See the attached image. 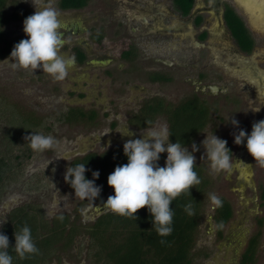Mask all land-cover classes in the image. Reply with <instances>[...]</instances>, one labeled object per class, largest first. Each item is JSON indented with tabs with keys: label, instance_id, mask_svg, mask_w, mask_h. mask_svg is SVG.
<instances>
[{
	"label": "rangeland",
	"instance_id": "1",
	"mask_svg": "<svg viewBox=\"0 0 264 264\" xmlns=\"http://www.w3.org/2000/svg\"><path fill=\"white\" fill-rule=\"evenodd\" d=\"M12 1L24 4L28 10L24 18L10 20L4 26L6 42H13V47L21 39L28 38L23 31L24 19L43 7L55 8L60 13L62 22L82 20L78 25L91 29L98 25L103 34L102 39H97L77 29L63 36L65 44L61 53L74 56L75 65L69 69L67 77L62 81L43 73L42 68L34 72L30 68H14V61L10 56L13 47L0 59V105L10 101L16 108L33 110L41 115L44 121L34 128L37 130H33L32 134L51 135L57 141L53 149L43 152L32 149L31 153L23 157V167L18 170L17 178L6 181L0 198V225L12 207L27 202L40 206L46 218L66 212L70 224H76L78 231L66 245L62 239L56 242L55 251L47 264H89L88 227L100 210H109L104 202L109 195H114V189L111 186L106 189L101 186L100 196L93 201L75 196V190L64 179L70 162L86 151H102L116 145L123 146L128 139L142 138V132L168 127V120L163 114H158L151 121V125L146 127L131 124L129 115L140 104L139 98L143 94L140 90L155 92L176 102L192 92L199 93L197 87L201 83L216 79L218 66L212 65L211 73L205 75L201 83L197 80V86L191 80L198 78V66L203 59L193 61L191 56H186L188 50L176 51L178 43L170 36L168 37L172 42L169 45L157 43L156 38L150 36L143 37L142 40L131 36L138 47L137 60L132 64L137 70L127 71V60L118 54L119 40L125 37L118 33L122 31L120 28L125 21L122 11L136 10L138 5H144L145 0H123L125 4H119L120 0H88L77 11L62 10L58 6V0H7V5L10 6ZM130 22L137 29L140 27L136 19H131ZM81 36H87L85 42L92 48L87 60L83 61L78 60L73 51V43ZM212 44L217 49L222 45L231 46V40L227 39L222 44L217 39ZM259 48L264 53V42ZM224 57L226 55L220 56V59ZM159 58L174 60V67L166 69L161 63L162 60L156 61ZM96 59L103 60L104 63H97L94 61ZM255 59L259 60L258 64L264 70V61H260V56ZM175 62L180 65L177 66ZM232 63L234 64L228 63V66ZM151 64L167 70L172 80L160 84L148 83L146 74L150 72ZM244 82L229 75L227 79L218 82L219 85L224 84L227 87L226 93H211L207 89L200 92L201 99L208 107L209 117L196 136L184 144L190 152L192 144L197 145L199 150L193 155L196 163L205 168L208 179L202 215L192 248L191 264H240L238 258L246 240L258 230L260 234L254 264H264V219L261 224L258 223V218L264 216V199L260 197V189L264 184V166L255 163L246 148V140L240 145L234 143V133L238 129L231 123L232 118L238 120L239 128L250 134L253 122L259 121V115L251 108L259 107L262 98L258 100L254 96L249 97L251 93L243 89ZM74 105L93 107L96 110L95 117L92 120L71 122L57 118L63 109ZM1 107L0 136L8 124V114ZM127 128L133 133L132 136L121 133ZM213 134L227 141L232 155L230 170L217 172L211 168L202 141L206 136L211 138ZM163 154L160 165L166 161L167 153ZM110 171L112 173L114 169ZM95 184L100 186L96 181ZM211 194L224 196L231 204L232 214L223 225L221 234L214 225Z\"/></svg>",
	"mask_w": 264,
	"mask_h": 264
},
{
	"label": "trees",
	"instance_id": "2",
	"mask_svg": "<svg viewBox=\"0 0 264 264\" xmlns=\"http://www.w3.org/2000/svg\"><path fill=\"white\" fill-rule=\"evenodd\" d=\"M87 0H58L60 7H78ZM189 5H186L185 10ZM28 14L24 4L12 1L10 6L7 0H0V59L7 55L13 47V42H6L5 24L10 20L24 18ZM233 34L240 42H247V36L239 33V20L235 15L228 17ZM242 26V25H241ZM79 47H75L78 49ZM78 60H83L84 54L76 53ZM154 102V101H153ZM1 110L7 112V126L0 136V198L6 181L16 179L19 169H22L23 157L32 152L30 136L33 130L44 121V117L33 110L16 108L14 103L6 102ZM159 111L167 115L169 139L182 145L189 143L197 132L205 125L209 117V110L205 102L197 94L190 95L177 104L159 101L153 104H144L140 115L132 122L149 124L153 116ZM37 115H36V114ZM94 110H84L78 106H69L60 112L57 118L65 122L92 120ZM28 152V153H27ZM161 154L160 160H163ZM158 161V163H159ZM127 156L123 146L116 145L102 151H88L75 157L69 164L72 168L78 164H85L88 171L86 179H94L92 173L99 171L95 181L102 187L109 188L107 178L110 170L116 166L126 164ZM165 162L161 165L164 166ZM201 183L193 186L190 193L177 197L171 204L174 211L173 232L169 236L161 237L153 226V217L147 207L138 210V219H132L115 214L113 211H101L89 224L88 247L89 264H191L193 260L192 248L195 244L196 231L202 215L203 204L208 183L205 168L196 163ZM222 201L221 207L214 206L213 220L216 231L221 234L225 222L232 214L230 202L224 196H217ZM260 197L264 199V184L260 189ZM191 204L195 211L194 216L188 215L185 206ZM66 212H59L46 218L40 206L27 202L12 207L0 225V232L9 238V253L13 257V264H47L56 248V242L62 239L64 244L71 242L78 231L76 224H70ZM264 216L258 218L263 222ZM24 226L31 230L32 238L39 252L26 255L25 258L15 252V233H19ZM260 231L253 232L246 240L239 257L240 264H254ZM161 240L165 243L161 244ZM59 246V245H57Z\"/></svg>",
	"mask_w": 264,
	"mask_h": 264
},
{
	"label": "clouds",
	"instance_id": "3",
	"mask_svg": "<svg viewBox=\"0 0 264 264\" xmlns=\"http://www.w3.org/2000/svg\"><path fill=\"white\" fill-rule=\"evenodd\" d=\"M62 28L60 13L53 7H43L27 16L23 21V31L28 38L21 39L14 45L10 54L14 61L13 67L30 68L33 72L42 68L43 73L49 74L53 79L64 80L69 69L75 65V57L61 53L65 44ZM260 107L250 108L259 112ZM231 123L238 129L234 133V143L240 145L246 140V148L255 163L264 166V119L253 122L250 134L239 128L238 120L232 118ZM121 133L133 135L129 128ZM170 135L167 127L153 128L142 132V138L128 139L124 143L123 151L128 162L116 166L109 174L107 183L114 189V195H109L104 202L115 214L135 220L138 219V210L147 207L153 217V226L161 237L173 232L172 202L180 195L190 193L193 186L201 183L194 170L196 157L193 153L199 150L197 145L193 143L190 152L181 142H171ZM27 137H30V147L34 151L43 152L57 145L56 139L51 135L33 133ZM202 144L214 171L231 169L232 155L226 140L213 134L211 138L206 136ZM165 152V165L160 166L158 161ZM86 171L88 169L85 164H78L67 169L64 179L75 190V196L93 201L100 196L102 190L101 186L95 184L100 173L94 171V179L90 180L85 177ZM210 199L214 206H222L221 199L215 194H211ZM185 211L190 216L195 215L191 204L185 206ZM160 242L165 243L164 240ZM9 246L8 236L0 232V264H13ZM13 248L22 259L39 252L28 226L15 233Z\"/></svg>",
	"mask_w": 264,
	"mask_h": 264
},
{
	"label": "flooded vegetation",
	"instance_id": "4",
	"mask_svg": "<svg viewBox=\"0 0 264 264\" xmlns=\"http://www.w3.org/2000/svg\"><path fill=\"white\" fill-rule=\"evenodd\" d=\"M87 1L85 4L78 7L63 8L60 7L59 4L58 6L62 10L70 9L77 11L83 8L87 4ZM120 3L125 4L126 2L120 0L119 4ZM186 5H189L187 10H185ZM122 13L125 17V21L120 28L122 31L118 32L117 30V32L119 34H124L125 37L119 40L118 54L127 60V71L131 72L137 70L132 64L137 60L138 47L136 46V41L131 36H137L141 40L143 37L149 38L150 36L151 38H156L157 43H166L167 45L172 42L168 37L170 36L178 43V47H175L176 51H179V49L188 50L186 56H188V58L191 56L192 60L194 59L193 61L200 58L201 60L203 59L202 64L198 66V78L191 80L192 83L194 82L197 84L198 81L201 83V80L211 73L212 65L219 67H217L218 72L215 75L216 79L213 81L209 80L207 83H201L200 86L198 83L197 86L199 87H196L199 93L192 92L191 95L198 94L200 96V92H204V89H207L211 93H226L227 87L224 84L219 85L218 82L221 79H227L229 75H233L237 77V79L245 81L242 85L244 86L243 89L251 93L249 97L252 96L253 98L254 96L258 100L262 98L259 105V107L261 106L260 111L256 112L259 115V120L262 119L264 116V70L260 68L258 64L259 60L255 59L256 56H260V61H264V53L262 50L260 51L259 48L261 43L264 42V11H262V5L259 0H246L244 3H242L241 0H161L159 2L145 0L144 5H138L136 10H123ZM191 13L194 14L191 16ZM231 15H235L236 20H239V33L242 35L243 32V35L245 34L247 36V42H240L233 34L228 19ZM131 19H136L139 22L140 27H138V29L132 24H129L131 23ZM80 22L82 23V20L62 22L63 28L61 31L63 36H66L68 32H75L79 29L80 31H85L87 33L86 35L90 37L93 36L97 39L103 38V34L100 32L101 29L98 25L91 29L89 27L79 26L78 24ZM85 39H87V36H81L73 43L75 56L77 55L76 53L80 51L84 54L83 60H87L88 55L92 51L91 46L85 42ZM217 39L220 40L222 44H225V40L230 39L231 46L222 45V47L217 48V50L216 46L212 44V41ZM76 46L79 48L75 49ZM258 49L259 52H257ZM222 55H226V57L220 59ZM97 57L99 58V55ZM207 58L208 61H206ZM161 60L159 58V60L156 61H161L166 69H168V67H174V60ZM94 61L97 63H104L103 60L100 59ZM230 62H234V64L232 63L233 65L231 64L228 66ZM175 64L177 66L180 65L179 62H175ZM192 67L194 68L195 64L192 65ZM149 68L150 72L146 74V81L148 83L160 84L172 80L167 70L161 69L159 65L151 64ZM141 92L143 94L139 98L140 104L134 109L135 111L129 115L131 124L141 127L149 126L151 123L141 124L132 122V119L140 115V110L144 104H153L159 101L165 104H177L180 100L190 96L187 94L184 98L172 102L155 92L148 93V91L140 90V93ZM78 107H82L87 111L94 110L96 113L93 107L80 105ZM158 114H163L167 119L166 113L159 111L154 114L153 120ZM161 161H159V165ZM100 212L101 210L95 217Z\"/></svg>",
	"mask_w": 264,
	"mask_h": 264
},
{
	"label": "snow or ice",
	"instance_id": "5",
	"mask_svg": "<svg viewBox=\"0 0 264 264\" xmlns=\"http://www.w3.org/2000/svg\"><path fill=\"white\" fill-rule=\"evenodd\" d=\"M242 3L246 2V0H241ZM260 4L262 5V11H264V0H259Z\"/></svg>",
	"mask_w": 264,
	"mask_h": 264
},
{
	"label": "water",
	"instance_id": "6",
	"mask_svg": "<svg viewBox=\"0 0 264 264\" xmlns=\"http://www.w3.org/2000/svg\"><path fill=\"white\" fill-rule=\"evenodd\" d=\"M194 13H191V16L193 15Z\"/></svg>",
	"mask_w": 264,
	"mask_h": 264
},
{
	"label": "bare ground",
	"instance_id": "7",
	"mask_svg": "<svg viewBox=\"0 0 264 264\" xmlns=\"http://www.w3.org/2000/svg\"><path fill=\"white\" fill-rule=\"evenodd\" d=\"M262 14V13H261ZM264 15V14H263Z\"/></svg>",
	"mask_w": 264,
	"mask_h": 264
}]
</instances>
